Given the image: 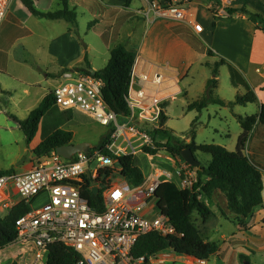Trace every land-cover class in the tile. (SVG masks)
Segmentation results:
<instances>
[{"label":"built area","instance_id":"2783aa9c","mask_svg":"<svg viewBox=\"0 0 264 264\" xmlns=\"http://www.w3.org/2000/svg\"><path fill=\"white\" fill-rule=\"evenodd\" d=\"M14 1L0 0V25ZM237 2L145 0L140 13L147 22L164 20L191 27L200 35L205 29L199 19L203 9L210 13L213 22L226 25L244 14L233 11ZM140 61L136 56L131 71L127 115H118L108 106L100 78L72 69L63 72L60 83L52 90L55 106L91 116L108 128V141L104 150L90 147L70 159L54 151L37 158L24 173L0 175V216L8 214L20 201L30 206V211L16 221L15 240L0 249H14L12 258L3 264H47L54 246L76 253L77 264H156L173 252L139 258L132 255L139 239L148 233L176 234L170 219L157 207L156 192L168 180L162 182L158 170L132 187L121 175L122 167L116 166L122 157H134L146 148L155 149L156 140L151 132L160 128L166 103L183 94L182 90L172 95L164 93L165 83L175 82L167 74L168 65L144 62L140 70ZM186 167L191 166L186 163ZM184 175L180 185L184 190L191 189L194 172ZM85 191L101 193L103 210L89 205L83 197ZM152 200L155 203L149 206ZM152 210H156V216L149 218ZM195 261L189 259L190 264ZM196 263L205 264V261Z\"/></svg>","mask_w":264,"mask_h":264},{"label":"crops","instance_id":"0c3cea01","mask_svg":"<svg viewBox=\"0 0 264 264\" xmlns=\"http://www.w3.org/2000/svg\"><path fill=\"white\" fill-rule=\"evenodd\" d=\"M19 2L20 0L13 2L7 18L0 25V76L2 77L12 75L9 71L11 59L18 66L38 61L34 49V38L39 35L35 27L37 22H33L30 26L32 18L29 19L24 13L15 11L19 9ZM126 2L127 0H79V5L85 9L88 8L94 14L96 24L91 29L94 33L101 38L95 29L99 24H103L110 30L108 44L103 42L109 55L107 62L110 60L111 50L123 45L140 58V70L144 68V62L162 67L168 65L167 74L174 78L175 82L168 80L163 87L164 93L172 95L182 90L183 94L166 103L165 126L168 128L170 105L178 97H184L181 98L180 116L186 120L189 131L194 125L195 133L210 130L214 136L208 144L205 141H198L195 133L193 136L183 137L171 130L172 134L188 144L194 141L197 145H218L228 151H234L242 133L238 116L259 115L260 106L264 104V30L251 19L249 14L233 18L223 27L214 29L212 16L203 9L199 18L200 22L203 23L202 15L204 14L209 16L210 22L208 25L203 23L204 32L198 35L191 27L184 25L164 20L147 22L140 13L145 0H132L128 6ZM32 4L42 12H56L63 8L61 0H34ZM245 5L248 11L264 17V0H246ZM69 6L76 12L75 3L71 0H69ZM34 18L46 21L42 24L46 29L59 30L54 33L57 35H52V38L48 39L52 63L56 61L61 70L97 71L93 60L88 59L94 48L75 34L72 23L64 19L47 20L36 16ZM178 26L189 29L200 50L176 32ZM209 51H212V55ZM221 61L226 63L218 69L217 86L211 90L210 96L224 101L227 105L220 106L210 102L208 105L217 106L210 108L207 105L201 111L190 110V105L202 101L207 95V84L213 78V68ZM230 66L239 74L236 84L233 83ZM148 68V65H145V70ZM195 71L201 72L199 80H196ZM227 72L229 84L222 82L221 78ZM55 76V73L48 71L47 77ZM247 86L256 94L258 102L237 104V98L247 95ZM1 92L6 94L5 91ZM46 95L47 92L43 99ZM217 137L228 143H217L215 139ZM40 143L41 140L37 144ZM246 154L252 165L262 173L264 187V124L258 122L255 125L247 144ZM143 173L147 176L150 170ZM174 183L179 189L184 190L177 179ZM200 200L209 206L214 215L207 223H203L197 213L193 218H199L198 227L204 239L218 243L220 246L218 254L209 261H205V264H264V202L250 217L238 218L228 210L227 199L220 191H217L210 201L204 196H200ZM160 259L156 264H190L189 259L193 258L179 256L172 252L169 253V257ZM196 261L195 264H197Z\"/></svg>","mask_w":264,"mask_h":264},{"label":"trees","instance_id":"16d2710c","mask_svg":"<svg viewBox=\"0 0 264 264\" xmlns=\"http://www.w3.org/2000/svg\"><path fill=\"white\" fill-rule=\"evenodd\" d=\"M237 1L236 9L233 11H239L246 15L249 14L251 19L261 24V29L264 30V17L261 14L248 11L245 5L246 0ZM61 2L63 8L56 12L39 11L28 0H24L23 4L33 16L47 20L64 19L72 24H76L77 14L74 10L70 9L69 0H61ZM131 2L132 0H127L126 5H130ZM93 25L94 22L90 25L91 29ZM223 26L215 22L213 23L214 29ZM95 29L107 45L109 34L97 28ZM176 32L191 42L196 49L200 50L196 46L194 37L189 29L181 26L176 28ZM209 54L212 55V51H209ZM135 58L136 55L133 52L127 50L123 45H119L111 50L110 60L103 70L94 72L90 69H78V71L84 74H90L102 80L103 97L108 106L118 115H127L129 113L126 98ZM225 63V61H221L214 66L213 78L207 84V95L202 101L190 105V110L196 109L201 111L210 102L220 106L227 105L224 101L213 99L210 96L211 90L217 86L218 69ZM230 68L233 83L236 84L239 74L231 66ZM69 70L71 69L65 70V72ZM255 102H258L257 96L249 87L247 95L236 100V103L241 105ZM54 106L55 101L51 92L44 97L35 110L30 112L27 119L18 122L20 129L26 136L28 144L37 135L43 117ZM63 113L66 114L68 112L64 111ZM238 120L242 126V133L238 138L236 149L228 151L226 148L218 145H197L194 141L189 144L186 143L181 138L174 136L172 131L165 126L167 117L164 113L162 114L160 128L151 132V134L156 140L161 138L167 140L164 147L169 154L178 156L183 160L181 156L182 151L191 149L195 157L197 154H205L210 159L204 164L200 162L201 165L196 171L197 181L191 189L181 190L173 182H164L159 186L156 192L158 210L162 215L170 219L176 229V234L163 236L157 232H151L142 236L133 249L132 255L134 257L152 256L170 250L179 256L193 258L197 261H209L213 256L217 255L220 250L219 244L206 241L193 218L194 214L197 213L202 222L207 223L214 215L209 206L200 200V196H204L210 201L217 191L222 192L227 199L228 210L238 218L250 217L256 208L263 205V175L252 165L246 151L255 125L258 122L264 124V104L260 106L259 115L238 116ZM194 133L193 125L190 134L193 136ZM73 137L74 134L72 132L56 127L34 149V154L38 158L49 155L59 147L72 144ZM107 141L108 135L103 139L99 148L104 150ZM158 151V149H145V152L152 155L157 154ZM120 161L122 162L121 175L129 185L132 187L140 185L144 180V173L136 164L134 157H122ZM191 168L194 169L195 167ZM5 173L10 172L2 171L0 175ZM86 189H88V185ZM83 197L92 208L103 210L101 193L94 194L93 192L85 191ZM28 211H30V206L26 202L20 201L8 214L0 216V249H3L15 240L17 235L15 228L16 221ZM77 262L78 256L76 253L61 246H54L47 264H77Z\"/></svg>","mask_w":264,"mask_h":264},{"label":"rangeland","instance_id":"374dc122","mask_svg":"<svg viewBox=\"0 0 264 264\" xmlns=\"http://www.w3.org/2000/svg\"><path fill=\"white\" fill-rule=\"evenodd\" d=\"M23 1L20 0L18 3L19 9L15 11L17 13H24L29 19L31 17L33 21L30 22V26L33 22H37L35 27L39 35L34 38V49L36 50V60L38 61L29 62V65L18 66L11 59L9 62V71H11L12 75L0 76V82L2 83L0 84V172L9 171L16 174L24 173L32 168L34 161L38 158L34 154V149L38 146L37 143L40 140L42 142L56 127L74 134L72 144L86 142L91 144V148H99V145L109 133L108 128L102 126L87 114L77 110L67 111L68 113L64 114L63 109L54 106L43 117L35 138L30 144L27 143L26 136L20 129L18 122L25 120L29 113L39 106L46 92L47 94L52 92L60 83L59 79L65 70H61L59 65L56 64V61L52 63L53 58L49 55L50 41L48 39L52 38V35H57L54 33L59 30L51 31L44 28L42 24H45L46 21L30 15ZM28 1L32 3L34 0ZM71 1L75 3L74 7H76L77 14L76 24H72L75 34L94 48L88 59L93 60V65L97 71L102 70L106 66V63H108L109 55L101 38L90 28L91 23L95 19L94 14L88 8L85 9L79 5V0ZM202 22L206 25L209 24L210 18L207 14L202 15ZM94 24L96 23L94 22ZM96 27L98 30L107 32L110 35V30L106 26H103V24L96 25ZM48 71L55 73L56 76L47 77ZM194 74L196 80H199L201 72L195 71ZM221 78L222 82L224 81L225 84L226 82L229 84L228 72L223 74ZM1 91H5L6 94H2ZM181 98L184 97H178L170 105L168 128L177 135L187 137L191 136V134L186 120L180 116L182 108ZM217 105L209 104L208 107L215 108ZM196 135L198 141H205L208 144L214 136L210 130L196 132L195 137ZM215 139L217 143L227 142L225 140L221 141L222 139L218 137ZM166 142L165 138L155 141L154 148L159 150L155 155L149 154L150 157L145 156V158L144 155L147 153L143 151L142 154L139 153L134 156L136 164L141 168L142 172H146L149 169L151 173H156L159 170L158 175L160 176L162 174L160 177L162 182L168 180V182L174 183V180L177 179L180 183V178L181 176L185 177V172H194V175H192L194 184L197 181V168L192 169V166L187 168L184 160L178 156L169 154L164 147ZM196 157L203 164L210 159L205 154H197ZM218 200L221 202V199L218 198ZM154 203L155 200H152L149 206H152ZM155 212L156 210H152L149 213V218L155 217ZM198 219V217L196 219L194 218L197 226L199 225ZM13 250L7 249L0 251V264L7 263L12 258L10 255L14 253L12 252ZM19 264L24 263L21 262Z\"/></svg>","mask_w":264,"mask_h":264},{"label":"water","instance_id":"95a60500","mask_svg":"<svg viewBox=\"0 0 264 264\" xmlns=\"http://www.w3.org/2000/svg\"><path fill=\"white\" fill-rule=\"evenodd\" d=\"M91 147L90 143L82 142L77 144H70L66 146L59 147L56 151L59 155L63 156L66 159H70L74 154L78 152L86 151ZM181 156L183 160L190 166L199 168L200 162L196 159L195 154L191 149H185L182 151ZM117 167H122V162L119 161L116 164Z\"/></svg>","mask_w":264,"mask_h":264}]
</instances>
